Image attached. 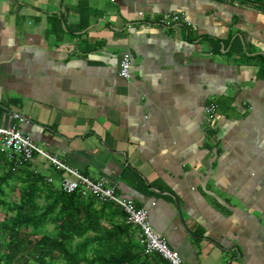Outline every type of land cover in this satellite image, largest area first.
Returning a JSON list of instances; mask_svg holds the SVG:
<instances>
[{"label":"crops","instance_id":"1","mask_svg":"<svg viewBox=\"0 0 264 264\" xmlns=\"http://www.w3.org/2000/svg\"><path fill=\"white\" fill-rule=\"evenodd\" d=\"M16 113L149 210L185 264H264V0H0V125ZM31 169L61 187L43 156Z\"/></svg>","mask_w":264,"mask_h":264},{"label":"trees","instance_id":"2","mask_svg":"<svg viewBox=\"0 0 264 264\" xmlns=\"http://www.w3.org/2000/svg\"><path fill=\"white\" fill-rule=\"evenodd\" d=\"M122 207L67 192L0 148V264H168Z\"/></svg>","mask_w":264,"mask_h":264},{"label":"built area","instance_id":"3","mask_svg":"<svg viewBox=\"0 0 264 264\" xmlns=\"http://www.w3.org/2000/svg\"><path fill=\"white\" fill-rule=\"evenodd\" d=\"M161 23L171 27L178 24L187 25L190 21L184 13H173L164 18ZM132 64L131 54L124 53L120 64L121 77L131 78ZM217 115L218 106L214 102L208 103L204 108V123L207 128L211 129L215 125ZM14 116L20 123L16 122L10 126L0 125V148L2 150L17 156L23 162L33 161L36 155L43 156L64 175L61 180V188L64 191H81L84 194L95 196L102 203L119 205L125 211L129 222L140 229L139 239L147 252H158L171 264H185L180 254L171 248L168 240L156 231L150 221L149 210L139 208L132 200L122 198L109 179H92L79 168L67 164L57 156L40 148L29 134L23 132L21 123L25 119L18 113ZM47 180L53 181L52 177H48Z\"/></svg>","mask_w":264,"mask_h":264}]
</instances>
